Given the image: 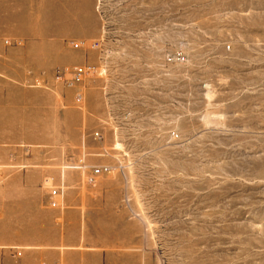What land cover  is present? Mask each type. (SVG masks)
<instances>
[{"label":"rangeland","instance_id":"1","mask_svg":"<svg viewBox=\"0 0 264 264\" xmlns=\"http://www.w3.org/2000/svg\"><path fill=\"white\" fill-rule=\"evenodd\" d=\"M0 264H264V0H0Z\"/></svg>","mask_w":264,"mask_h":264},{"label":"built area","instance_id":"2","mask_svg":"<svg viewBox=\"0 0 264 264\" xmlns=\"http://www.w3.org/2000/svg\"><path fill=\"white\" fill-rule=\"evenodd\" d=\"M79 44H75V47H78ZM93 71V68L91 67H77L75 68L72 72H71V78H72V84H74L75 82H80L82 80V78L91 73ZM80 100H82V96H79ZM95 136L97 138H101L100 133H96ZM102 173V170L100 168H96L93 170V172L89 175L88 177V181L89 182H94L96 180V177L99 176ZM47 183H49V180H46ZM62 190L60 188L57 187H53L50 190V202L51 205L56 207L59 205V197L61 196Z\"/></svg>","mask_w":264,"mask_h":264},{"label":"crops","instance_id":"3","mask_svg":"<svg viewBox=\"0 0 264 264\" xmlns=\"http://www.w3.org/2000/svg\"><path fill=\"white\" fill-rule=\"evenodd\" d=\"M52 179V178H51ZM52 181H53V179H52ZM54 182V181H53Z\"/></svg>","mask_w":264,"mask_h":264}]
</instances>
